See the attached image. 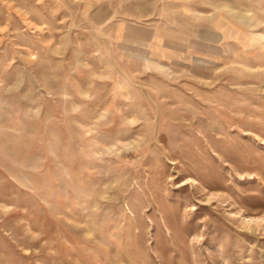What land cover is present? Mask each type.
<instances>
[{
    "label": "rangeland",
    "instance_id": "374dc122",
    "mask_svg": "<svg viewBox=\"0 0 264 264\" xmlns=\"http://www.w3.org/2000/svg\"><path fill=\"white\" fill-rule=\"evenodd\" d=\"M0 264H264V0H0Z\"/></svg>",
    "mask_w": 264,
    "mask_h": 264
},
{
    "label": "bare ground",
    "instance_id": "6f19581e",
    "mask_svg": "<svg viewBox=\"0 0 264 264\" xmlns=\"http://www.w3.org/2000/svg\"><path fill=\"white\" fill-rule=\"evenodd\" d=\"M224 5L227 6V8L232 9L231 7H228L229 4H227L226 2H224ZM246 12H248V10H246Z\"/></svg>",
    "mask_w": 264,
    "mask_h": 264
}]
</instances>
